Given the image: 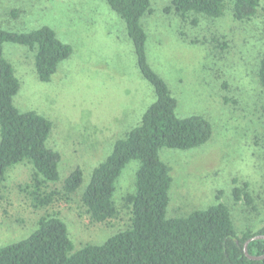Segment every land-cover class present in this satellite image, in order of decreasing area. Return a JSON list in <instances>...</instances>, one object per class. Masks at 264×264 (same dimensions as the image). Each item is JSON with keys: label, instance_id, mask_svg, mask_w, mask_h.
<instances>
[{"label": "rangeland", "instance_id": "obj_1", "mask_svg": "<svg viewBox=\"0 0 264 264\" xmlns=\"http://www.w3.org/2000/svg\"><path fill=\"white\" fill-rule=\"evenodd\" d=\"M152 3L154 13L143 20L149 65L177 101L176 116H201L213 130L211 140L198 148L160 150L173 170L167 217H185L223 202L232 209L240 235L258 231L264 226V88L258 79L264 10L246 23L228 11L221 20L198 17L193 26L166 12L170 0ZM0 26L16 33L49 27L71 46L72 55L48 83L38 79L35 54L28 48L7 43L3 51L20 82L15 106L52 124L47 147L61 161L59 182L51 190L62 192L78 168L84 173L77 194L40 210L26 190L33 166L24 162L8 169L0 187V247L30 237L53 211L67 224L75 252L102 244L130 222L123 198L134 189L139 162L122 172L114 197L118 215L110 223L91 222L81 194L115 143L140 125L157 99L138 68L125 23L106 0H0ZM245 183L255 198L252 206L236 204L232 196Z\"/></svg>", "mask_w": 264, "mask_h": 264}, {"label": "trees", "instance_id": "obj_2", "mask_svg": "<svg viewBox=\"0 0 264 264\" xmlns=\"http://www.w3.org/2000/svg\"><path fill=\"white\" fill-rule=\"evenodd\" d=\"M106 1L125 23L138 68L153 86L157 99L140 125L118 140L106 161L93 171L81 202L91 222L110 223L118 215L114 197L122 172L130 162L137 161L140 165L134 189L123 198L130 222L104 243L86 244L75 252L67 224L53 211L39 220L38 229L30 237L0 247V264H264V260L249 259L244 251L248 241L264 235V226L240 235L228 204L220 202L185 217H167L173 170L159 152L198 148L211 140L212 126L201 116L178 118L177 101L149 65L143 20L154 13L152 0ZM260 10H264V0H170L166 12L198 26V17L221 20L228 11L235 21L250 22ZM7 43L24 46L35 54L34 67L43 83L52 80L59 64L73 50L49 27L16 33L0 26V187L8 169L24 162L31 164L35 172L26 188L28 197L35 208L45 210L58 199L77 194L84 173L78 168L65 180L62 192L51 190V184L59 182L61 161V156L47 147L52 124L36 112H20L15 106L20 82L4 56ZM258 79L264 88V55ZM232 196L236 204L252 206L255 202L248 183L235 188ZM248 253L264 256V240H252Z\"/></svg>", "mask_w": 264, "mask_h": 264}, {"label": "water", "instance_id": "obj_3", "mask_svg": "<svg viewBox=\"0 0 264 264\" xmlns=\"http://www.w3.org/2000/svg\"><path fill=\"white\" fill-rule=\"evenodd\" d=\"M252 240H264V235H259V236H256L254 238H252L250 241H248L246 244H245V248H244V251H245V254L246 256L251 259V260H255V261H260V260H264V256H251L249 255L248 253V245L249 243L252 241Z\"/></svg>", "mask_w": 264, "mask_h": 264}]
</instances>
